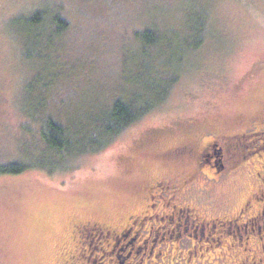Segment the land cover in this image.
Here are the masks:
<instances>
[{
  "label": "rangeland",
  "instance_id": "rangeland-1",
  "mask_svg": "<svg viewBox=\"0 0 264 264\" xmlns=\"http://www.w3.org/2000/svg\"><path fill=\"white\" fill-rule=\"evenodd\" d=\"M44 6L58 8L67 27L29 33L25 60L9 17ZM201 22L205 35L191 51L189 34ZM148 28L155 43L142 50L134 34ZM172 69L178 76L166 101L105 147L76 155L64 170L0 174V264H61L72 222L118 223L136 209L138 187L188 170L187 158L163 157L164 151L246 131L249 118L264 114V0H0L2 164L49 156L42 116L27 117L33 101L45 105L44 117L80 126L92 108L109 106L117 94L153 97ZM25 84L33 88L29 95ZM260 136L246 134L248 147L237 150L257 148L244 166L219 182L198 178L201 215L229 217L254 190L264 159ZM230 258L220 264L241 261Z\"/></svg>",
  "mask_w": 264,
  "mask_h": 264
},
{
  "label": "flooded vegetation",
  "instance_id": "flooded-vegetation-1",
  "mask_svg": "<svg viewBox=\"0 0 264 264\" xmlns=\"http://www.w3.org/2000/svg\"><path fill=\"white\" fill-rule=\"evenodd\" d=\"M249 123L246 131L217 135L199 148L184 143L164 151L163 157L187 158L188 170L171 182L154 178L138 187L136 209L118 223L72 222L61 264H220L230 256L239 264H264V159L255 171L258 184L231 216L205 217L198 205L204 200L198 178L219 182L257 153L237 152L248 147L246 134L264 139V114Z\"/></svg>",
  "mask_w": 264,
  "mask_h": 264
},
{
  "label": "trees",
  "instance_id": "trees-1",
  "mask_svg": "<svg viewBox=\"0 0 264 264\" xmlns=\"http://www.w3.org/2000/svg\"><path fill=\"white\" fill-rule=\"evenodd\" d=\"M61 14L58 8H56V12H51L48 6H44L42 8H35L31 12L16 13L9 17V29L11 27V34L16 39L23 54L22 57L25 60H29L30 56L26 55L30 47L27 35L33 33L38 37L42 33L48 34V26L54 29H52V32H63L67 27V22ZM192 31L196 34H189L187 40L191 51L201 44V40L206 32L205 24L201 22V26H197L195 29L192 28ZM197 33H202V36L197 35ZM134 36L139 41L142 50L155 43V38L152 37L149 28L135 32ZM36 56L40 57L41 54L38 53ZM177 73L178 70L175 69L168 71L167 75L171 74L170 80L162 87L158 85V93H155L153 97L151 96L152 93L136 94L135 91L131 94L129 93L126 97L117 94V97L114 98L109 106L101 105L99 109L92 108L86 117L87 120H83L84 124H80V126L74 121H66L63 124L51 116L46 115L44 117L42 114L45 111L41 110V107L45 105L39 102L35 104V101H33V110L27 114V117H33L36 114L42 116L41 139L45 143L46 150L48 149L49 156L47 158L39 157V160L44 161L38 162H32L34 158L31 157L30 161L26 160V162L0 163V174H18L32 167L60 171L68 168V160L76 157V155L100 150L114 136L124 131L135 120L163 104L170 94L173 87L172 84L174 85L177 80ZM37 86H39V83H37ZM39 87L44 88V85ZM32 89L26 84L23 87L26 95L31 94ZM27 125L28 127L30 126L29 123ZM53 156L57 157V161L48 163Z\"/></svg>",
  "mask_w": 264,
  "mask_h": 264
}]
</instances>
